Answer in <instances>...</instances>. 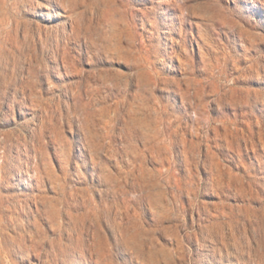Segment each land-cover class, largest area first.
<instances>
[{"label":"rangeland","instance_id":"374dc122","mask_svg":"<svg viewBox=\"0 0 264 264\" xmlns=\"http://www.w3.org/2000/svg\"><path fill=\"white\" fill-rule=\"evenodd\" d=\"M0 224V264H264V0H0Z\"/></svg>","mask_w":264,"mask_h":264},{"label":"bare ground","instance_id":"6f19581e","mask_svg":"<svg viewBox=\"0 0 264 264\" xmlns=\"http://www.w3.org/2000/svg\"><path fill=\"white\" fill-rule=\"evenodd\" d=\"M4 221V220H3ZM5 224V223H4ZM1 225V224H0ZM211 254V253H210ZM207 258H209L210 257V255L209 254H206L205 255ZM211 258V257H210Z\"/></svg>","mask_w":264,"mask_h":264}]
</instances>
